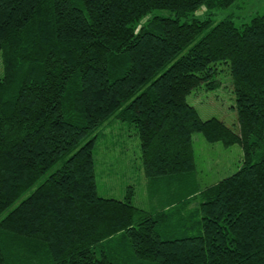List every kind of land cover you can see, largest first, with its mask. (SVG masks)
<instances>
[{"label": "trees", "instance_id": "obj_1", "mask_svg": "<svg viewBox=\"0 0 264 264\" xmlns=\"http://www.w3.org/2000/svg\"><path fill=\"white\" fill-rule=\"evenodd\" d=\"M236 1L0 0V264H264V13H209ZM219 63L236 127L187 100ZM114 120L139 135L149 209L134 185L99 194ZM196 133L239 144V170L203 184Z\"/></svg>", "mask_w": 264, "mask_h": 264}, {"label": "rangeland", "instance_id": "obj_2", "mask_svg": "<svg viewBox=\"0 0 264 264\" xmlns=\"http://www.w3.org/2000/svg\"><path fill=\"white\" fill-rule=\"evenodd\" d=\"M209 11L200 8L191 17H205ZM213 21L231 18L237 26L249 23L254 16L264 13V0H237L233 5L210 12ZM153 14L170 16L167 10H156ZM150 14V15H153ZM149 17V16H148ZM148 17L144 18V23ZM3 75L2 52L0 51V77ZM220 85L209 89L205 84L195 88L187 97L202 118H219L236 127L238 121L235 86L226 63L218 64L216 75ZM96 150L98 191L101 196L123 198L127 187L134 185V202L149 209L150 199L146 176L141 162L140 138L135 127H127L114 120L104 131ZM196 163L203 184H213L237 172L242 163L243 150L239 144L226 147L222 142H208L201 133L194 135ZM200 198V197H199ZM194 202L192 206H198Z\"/></svg>", "mask_w": 264, "mask_h": 264}]
</instances>
